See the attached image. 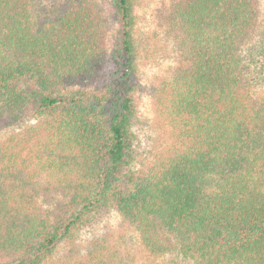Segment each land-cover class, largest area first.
Returning <instances> with one entry per match:
<instances>
[{
  "label": "trees",
  "instance_id": "obj_1",
  "mask_svg": "<svg viewBox=\"0 0 264 264\" xmlns=\"http://www.w3.org/2000/svg\"><path fill=\"white\" fill-rule=\"evenodd\" d=\"M111 1L114 33L97 0H0V264H137L80 239L106 211L154 257L264 264L263 0H164L173 140L141 168L135 0Z\"/></svg>",
  "mask_w": 264,
  "mask_h": 264
},
{
  "label": "rangeland",
  "instance_id": "obj_2",
  "mask_svg": "<svg viewBox=\"0 0 264 264\" xmlns=\"http://www.w3.org/2000/svg\"><path fill=\"white\" fill-rule=\"evenodd\" d=\"M115 32V10L111 0H97ZM63 0H35L37 7H52ZM164 0H135L136 44L138 47L139 88L137 91L138 118L134 125V153L136 168L151 164L159 154L166 151L173 138L162 126L155 110L154 89L167 77L175 63V48L171 36L161 23L160 10ZM263 9H264V0ZM258 75L259 68L254 69ZM256 80L259 90L264 92V77ZM8 115L0 116V140L5 139L11 129L6 127ZM10 130V131H9ZM159 157V156H158ZM109 234V235H108ZM82 240L93 236H110L122 251L137 264H194L185 258L172 255L154 257L140 243L135 230L112 211L98 213L91 224L80 233Z\"/></svg>",
  "mask_w": 264,
  "mask_h": 264
}]
</instances>
